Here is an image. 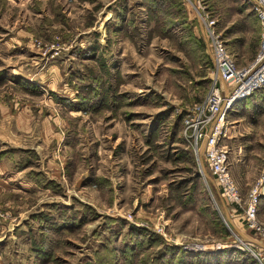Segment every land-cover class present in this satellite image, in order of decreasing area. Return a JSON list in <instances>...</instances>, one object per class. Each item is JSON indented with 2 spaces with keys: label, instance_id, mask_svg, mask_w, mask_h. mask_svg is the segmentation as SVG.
<instances>
[{
  "label": "rangeland",
  "instance_id": "1",
  "mask_svg": "<svg viewBox=\"0 0 264 264\" xmlns=\"http://www.w3.org/2000/svg\"><path fill=\"white\" fill-rule=\"evenodd\" d=\"M252 4L0 0V100L43 131L15 163L31 166L29 210L0 202V264H261L264 246L240 238L264 183V87L226 114L242 204L222 197L183 127L212 77L200 15L243 67L259 48Z\"/></svg>",
  "mask_w": 264,
  "mask_h": 264
},
{
  "label": "built area",
  "instance_id": "2",
  "mask_svg": "<svg viewBox=\"0 0 264 264\" xmlns=\"http://www.w3.org/2000/svg\"><path fill=\"white\" fill-rule=\"evenodd\" d=\"M252 1L261 26L259 48L253 61L243 67L238 66L234 54L217 31L216 20L209 13L200 15L212 77L205 97L189 107L183 117L184 135L193 143L198 156L203 147L222 197L235 206L242 204L243 197L231 173L229 152L221 142L227 136L226 114L230 106L264 87V0ZM263 187L264 183L259 179L250 190L243 212L247 229L264 241V221L258 217V196ZM240 241L245 245L253 244L242 237ZM258 257L264 264V251H260Z\"/></svg>",
  "mask_w": 264,
  "mask_h": 264
},
{
  "label": "crops",
  "instance_id": "3",
  "mask_svg": "<svg viewBox=\"0 0 264 264\" xmlns=\"http://www.w3.org/2000/svg\"><path fill=\"white\" fill-rule=\"evenodd\" d=\"M12 106V102L0 100V202L7 204L13 213L17 211L16 207L19 206V209L21 208L19 213L24 214L29 210L28 203H25L26 196L34 192L31 186L35 184L27 175L31 166H19L15 163L20 157L21 149L32 145V138H37L36 136L43 134V131L40 126L33 123L31 114L24 110L16 111ZM54 132L47 136H51ZM44 143L38 141L37 148L40 152ZM244 229L248 230L245 226ZM248 231L250 232V230ZM12 233L8 237L10 235L15 236V231ZM246 234L249 238L251 237L252 242L264 246L262 239H257L251 232H246Z\"/></svg>",
  "mask_w": 264,
  "mask_h": 264
},
{
  "label": "trees",
  "instance_id": "4",
  "mask_svg": "<svg viewBox=\"0 0 264 264\" xmlns=\"http://www.w3.org/2000/svg\"><path fill=\"white\" fill-rule=\"evenodd\" d=\"M258 19V18H257ZM259 25H260V23H259ZM260 30H261V26H260ZM257 91V90H256ZM256 91L254 92V93H256Z\"/></svg>",
  "mask_w": 264,
  "mask_h": 264
},
{
  "label": "bare ground",
  "instance_id": "5",
  "mask_svg": "<svg viewBox=\"0 0 264 264\" xmlns=\"http://www.w3.org/2000/svg\"><path fill=\"white\" fill-rule=\"evenodd\" d=\"M202 170L204 169L203 165L201 164Z\"/></svg>",
  "mask_w": 264,
  "mask_h": 264
},
{
  "label": "water",
  "instance_id": "6",
  "mask_svg": "<svg viewBox=\"0 0 264 264\" xmlns=\"http://www.w3.org/2000/svg\"><path fill=\"white\" fill-rule=\"evenodd\" d=\"M201 169H202V167H201Z\"/></svg>",
  "mask_w": 264,
  "mask_h": 264
}]
</instances>
